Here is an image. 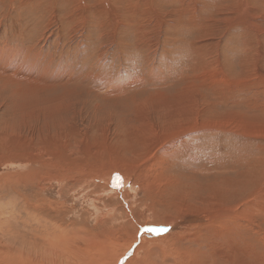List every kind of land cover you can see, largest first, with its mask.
Listing matches in <instances>:
<instances>
[{
	"label": "rangeland",
	"instance_id": "1",
	"mask_svg": "<svg viewBox=\"0 0 264 264\" xmlns=\"http://www.w3.org/2000/svg\"><path fill=\"white\" fill-rule=\"evenodd\" d=\"M50 222L82 254L264 255V0H0V264L62 263L30 249Z\"/></svg>",
	"mask_w": 264,
	"mask_h": 264
},
{
	"label": "bare ground",
	"instance_id": "2",
	"mask_svg": "<svg viewBox=\"0 0 264 264\" xmlns=\"http://www.w3.org/2000/svg\"><path fill=\"white\" fill-rule=\"evenodd\" d=\"M109 187V186H108ZM235 188V187H234ZM27 210V209H26ZM28 214H30L29 212H27ZM33 214V213H32ZM35 215V214H34ZM31 217V216H30ZM35 217V216H34ZM37 217V216H36ZM28 220V219H27ZM45 220V219H44ZM40 221V220H38ZM226 221V220H225ZM31 222V221H29ZM33 222H34V219H33ZM44 223H48V222H44ZM43 223V224H44ZM234 223V222H233ZM232 223V224H233ZM30 224V223H29ZM42 224V225H43ZM49 224V223H48ZM155 224H160V223H155ZM165 224H172L170 223L169 221H167ZM142 223H139L138 224V230L139 228H141ZM31 226V225H30ZM140 226V227H139ZM233 226V225H232ZM226 227V226H225ZM33 228V226H32ZM40 228V229H39ZM37 229V231H42V232H45L44 234H41L40 238H39V241L40 243H38V245H32L30 249H33L35 250V256H36V259L37 261H41V262H47L49 263V259L52 260V261H59L61 260L62 263H65V264H68L69 261L70 264H172V263H168L167 259H169L171 257V255L169 256V258H167V253H166V250L163 249V247L166 245L165 243L168 242L169 239H172L174 238L173 237V234L169 233L167 235H164L163 236V239L162 241H154L153 245L155 246L153 249H151L150 247H148L147 245L143 244L144 243V237L143 239L141 240V243L138 244V247H135L134 248V245H132L131 247L128 246L126 244V251L123 253V250L124 249H121V245H120V248H118V246L114 245L112 242H108L106 244H102L101 242L99 243V245L96 244V250H86L85 253H81L77 250V248H75L77 246V243H73L74 240H70L68 239L67 236H63V233L62 231L60 235H57L56 232L59 230V226H57L56 223L52 224L51 225V222H50V227H48L47 225H43L42 227H39ZM42 229V230H41ZM67 229V228H66ZM199 230V229H198ZM217 230V229H216ZM34 231V230H33ZM219 231V230H218ZM225 231V230H224ZM230 231V230H229ZM236 231V230H235ZM233 232V231H232ZM67 233V232H65ZM71 233V232H70ZM73 235H77V233H73ZM81 234V233H80ZM207 234V233H206ZM137 235V234H136ZM35 236V235H34ZM63 236V237H62ZM69 236V235H68ZM76 236V237H77ZM188 237L190 236V234H183V235H178L177 239L179 240H182V239H185V237ZM192 236V235H191ZM190 236V237H191ZM67 237V239H65ZM79 237V236H78ZM155 237V236H154ZM69 238H71L69 236ZM134 242L136 241V236L134 237ZM201 239V238H199ZM211 239V238H210ZM38 239L36 238V241ZM80 240V239H79ZM93 240V239H92ZM188 240V239H187ZM203 240V239H202ZM235 240V239H234ZM138 241V240H137ZM177 241V240H176ZM190 241V240H189ZM34 242V241H33ZM70 242H72V244H69ZM76 242V241H75ZM185 242V241H183ZM37 243V242H35ZM128 243V242H126ZM182 243V242H181ZM187 243V242H185ZM190 243V242H188ZM193 243V242H192ZM230 243V242H229ZM31 244V243H30ZM88 244V243H87ZM116 244V243H115ZM129 244V243H128ZM28 245V244H27ZM79 245V244H78ZM94 245V244H93ZM118 245V244H117ZM182 245V244H181ZM198 247H200V249L203 247L202 245H199L197 244ZM209 245V244H208ZM219 245V244H218ZM243 245V244H242ZM33 247V248H32ZM78 247V246H77ZM80 248H82L81 246H79ZM78 247V248H79ZM159 247V248H158ZM187 247V245H186ZM191 247V246H190ZM208 247V246H207ZM244 247V246H243ZM35 248H38V250H36ZM155 248L156 250L157 249H160L162 259L161 261L158 262V256L155 254ZM192 248V247H191ZM83 249V248H82ZM184 249V248H182ZM188 249V247H187ZM193 249V248H192ZM198 249H195L197 252H198ZM249 249V248H248ZM40 250V252H39ZM186 250V249H184ZM194 250V251H195ZM32 251V250H31ZM81 251V250H80ZM187 251V250H186ZM183 252L182 253V256H176L175 258H170L171 260H173V264H195V256L193 258V255L192 254V250H189L191 252V254L193 256H191L190 252ZM195 251V252H196ZM200 251V250H199ZM252 253L250 254V257L253 255V250H250ZM58 252V253H56ZM84 252V250H83ZM244 253L245 256H248V252L245 251H241ZM123 253V254H122ZM129 253H132V255L130 254V258H127L125 256H128ZM160 253V252H159ZM199 253V252H198ZM212 253V252H211ZM221 253V252H220ZM233 253V252H232ZM55 255V257L51 256V255ZM172 254V253H171ZM202 254V253H201ZM239 254V253H238ZM34 255V254H33ZM124 255V256H123ZM200 255V254H199ZM226 255V254H225ZM233 255V254H232ZM257 255V254H256ZM174 256V255H173ZM203 256V255H200V257ZM254 256V255H253ZM260 256V255H259ZM249 257V256H248ZM24 258V257H23ZM30 258V257H29ZM28 258V259H29ZM72 258V259H71ZM228 258V257H227ZM262 258H264V255H261L258 259L254 258L255 262L254 264H259V262L262 260ZM12 260V258H10ZM198 259V258H197ZM207 259V258H206ZM219 259V257H218ZM217 259V260H218ZM229 259V264H247L245 259H241V256H237L236 257H233L232 259L231 258H228ZM21 260V259H20ZM27 260V259H26ZM170 260V261H171ZM202 260V259H201ZM15 261V260H13ZM199 261V260H197ZM206 261V260H204ZM210 261V259L208 260ZM222 261V260H221ZM224 261V260H223ZM222 261V262H223ZM19 262V261H18ZM27 262V261H25ZM29 262V261H28ZM203 262V260H202ZM226 262V261H224ZM23 263V262H21ZM55 263V262H54ZM57 263V262H56ZM55 263V264H56ZM61 262H58L57 264H62ZM205 263V262H203ZM209 263V262H208ZM213 263V262H212ZM24 264V263H23ZM28 264V263H27ZM51 264V263H50ZM197 264V263H196ZM249 264V263H248Z\"/></svg>",
	"mask_w": 264,
	"mask_h": 264
},
{
	"label": "snow or ice",
	"instance_id": "3",
	"mask_svg": "<svg viewBox=\"0 0 264 264\" xmlns=\"http://www.w3.org/2000/svg\"><path fill=\"white\" fill-rule=\"evenodd\" d=\"M117 179H120L119 177H117ZM168 229H166V228H150V229H147V231H149V232H152V233H154V234H156V235H161V234H163L164 232H166Z\"/></svg>",
	"mask_w": 264,
	"mask_h": 264
}]
</instances>
